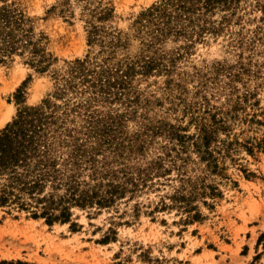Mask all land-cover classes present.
<instances>
[{
    "label": "rangeland",
    "instance_id": "374dc122",
    "mask_svg": "<svg viewBox=\"0 0 264 264\" xmlns=\"http://www.w3.org/2000/svg\"><path fill=\"white\" fill-rule=\"evenodd\" d=\"M0 103V264H264V0H0Z\"/></svg>",
    "mask_w": 264,
    "mask_h": 264
},
{
    "label": "trees",
    "instance_id": "16d2710c",
    "mask_svg": "<svg viewBox=\"0 0 264 264\" xmlns=\"http://www.w3.org/2000/svg\"><path fill=\"white\" fill-rule=\"evenodd\" d=\"M26 120L14 121L0 133V174L27 165L28 151L32 149L35 138L33 134H29L32 129L25 128L26 123L32 124L33 121L26 122ZM34 132L36 134L35 130ZM36 186L35 183L32 187ZM6 199L5 196L1 197L0 203H4Z\"/></svg>",
    "mask_w": 264,
    "mask_h": 264
},
{
    "label": "bare ground",
    "instance_id": "6f19581e",
    "mask_svg": "<svg viewBox=\"0 0 264 264\" xmlns=\"http://www.w3.org/2000/svg\"><path fill=\"white\" fill-rule=\"evenodd\" d=\"M12 113L13 108L11 106L0 103V128L3 127L4 124L11 119Z\"/></svg>",
    "mask_w": 264,
    "mask_h": 264
}]
</instances>
